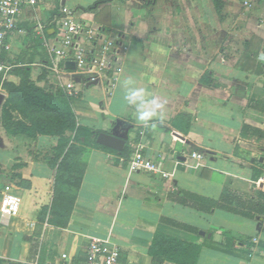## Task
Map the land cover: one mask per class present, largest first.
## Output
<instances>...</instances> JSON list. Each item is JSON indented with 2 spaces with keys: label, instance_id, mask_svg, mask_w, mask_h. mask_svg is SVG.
I'll return each instance as SVG.
<instances>
[{
  "label": "crops",
  "instance_id": "0c3cea01",
  "mask_svg": "<svg viewBox=\"0 0 264 264\" xmlns=\"http://www.w3.org/2000/svg\"><path fill=\"white\" fill-rule=\"evenodd\" d=\"M62 6L126 48L115 90L84 88L70 102L78 126L125 139L132 154L124 165L100 145L84 153L87 170L66 222L53 208L60 137L10 134L0 106V264H48L62 254L83 262L92 239L119 247L122 264H155L157 233L201 246L197 264H264V217L210 213L198 200L220 201L225 189L256 200V176L264 175V0H39L24 8L5 57L53 93L60 89L37 28L53 40ZM23 68L6 81L19 86ZM128 78L164 104L154 127L123 99ZM140 149L162 173L131 169ZM6 197L19 199L16 214L2 213Z\"/></svg>",
  "mask_w": 264,
  "mask_h": 264
},
{
  "label": "built area",
  "instance_id": "2783aa9c",
  "mask_svg": "<svg viewBox=\"0 0 264 264\" xmlns=\"http://www.w3.org/2000/svg\"><path fill=\"white\" fill-rule=\"evenodd\" d=\"M39 0H0V80L5 82L19 68L27 65L6 58L12 51L11 38L19 29V19L25 7H36ZM56 36L52 40L46 35V28L39 25L38 34L42 46L49 58L47 67L50 79L58 89L72 99L84 88L103 85L108 92L115 90L119 75L123 68L118 63L121 53L126 51L117 41L108 38L102 29L88 28L77 21L75 14L65 6L55 20ZM73 62L75 69L67 64ZM72 78L65 81V76ZM198 163L203 159L200 155L192 156ZM200 164V163H199ZM129 166L135 171L148 170L162 173L160 168L147 160L142 150L134 155ZM164 177L168 174L163 173ZM256 186L264 189V175L256 181ZM19 208V199L6 197L2 205V213L14 215ZM48 264H122L121 249L106 241L92 239L86 249L83 262H74L69 255L62 254L59 260Z\"/></svg>",
  "mask_w": 264,
  "mask_h": 264
},
{
  "label": "trees",
  "instance_id": "16d2710c",
  "mask_svg": "<svg viewBox=\"0 0 264 264\" xmlns=\"http://www.w3.org/2000/svg\"><path fill=\"white\" fill-rule=\"evenodd\" d=\"M31 70V68L25 67L21 71L16 72V74L27 80L31 76ZM2 83L4 82L0 80V84ZM4 86L9 91L13 104L21 102V99L26 103H30L42 114L49 115L52 118L51 123H43L41 120L31 121V126H27L22 122H18L15 125H13L14 123L9 125L5 122V127L12 135L22 133L32 138H36L38 135L60 137L59 145L55 151L58 158L62 161L56 175V200L53 208L58 217L68 222L77 201L82 178L87 170L83 155L89 148L100 147L97 143V137L100 132H94L88 128L78 126L70 99L62 91L53 93L27 82L21 86L5 82ZM6 110L8 119L13 121L14 112L9 110L8 107ZM68 134L71 135L68 136ZM106 151L119 156L124 161V165L127 164L132 154L129 145L121 153L109 148H106ZM258 177L259 175L256 176V181L261 176ZM243 197L245 196H236L230 190L225 189L220 201L204 198H199L198 200L208 204L209 209L207 210L210 213L219 209L248 219H255L257 215L264 217L263 188H258L256 200L253 202H243ZM248 203L249 205L247 206ZM234 205L235 207H233ZM201 251V246L157 233L150 248V255L153 257L155 264L162 263L164 260L174 264H197ZM225 252L232 253L230 250H225Z\"/></svg>",
  "mask_w": 264,
  "mask_h": 264
},
{
  "label": "clouds",
  "instance_id": "9594fccd",
  "mask_svg": "<svg viewBox=\"0 0 264 264\" xmlns=\"http://www.w3.org/2000/svg\"><path fill=\"white\" fill-rule=\"evenodd\" d=\"M258 59L264 61V53L258 56ZM124 89L123 99L130 106H134L136 110V119L144 124L152 123L155 126V121H162L164 113L162 109L164 104L159 98L151 95L144 87L136 85V81L128 78L122 82Z\"/></svg>",
  "mask_w": 264,
  "mask_h": 264
},
{
  "label": "rangeland",
  "instance_id": "374dc122",
  "mask_svg": "<svg viewBox=\"0 0 264 264\" xmlns=\"http://www.w3.org/2000/svg\"><path fill=\"white\" fill-rule=\"evenodd\" d=\"M5 82L10 83V84H15V83L9 82V81H5ZM25 82H27L29 84H34L31 81V77L27 78V80H25L23 77H20V85L19 86L23 85ZM4 83L0 84V91L2 93V95L0 94V106L3 108L5 122L7 124L12 125L14 123L13 125H15L18 122L24 123L26 121L29 122L30 124H32V122L35 120H41V122H43V123H51L52 118H50L49 115L42 114L40 111L36 110L32 105H30V103H26L20 99L21 102H18L17 104H13L12 99L10 97V93L7 90L6 86H4ZM45 89L47 91H51V92L53 91L52 88H50V90H49V88L48 89L45 88ZM57 91L60 92L61 90H57ZM7 107L9 108V110H12L14 112L13 116H16L18 121H12V120L8 119V114L6 113ZM21 118H22V120H21Z\"/></svg>",
  "mask_w": 264,
  "mask_h": 264
},
{
  "label": "water",
  "instance_id": "95a60500",
  "mask_svg": "<svg viewBox=\"0 0 264 264\" xmlns=\"http://www.w3.org/2000/svg\"><path fill=\"white\" fill-rule=\"evenodd\" d=\"M67 67L70 69H75V64L73 62H69L67 64ZM97 143L100 146L118 151L123 152L126 147V140L123 138H120L118 136H114L112 134L108 133H101L99 134L97 138Z\"/></svg>",
  "mask_w": 264,
  "mask_h": 264
}]
</instances>
